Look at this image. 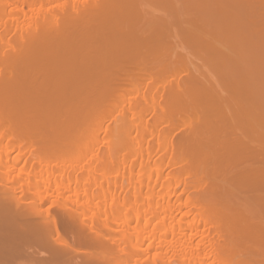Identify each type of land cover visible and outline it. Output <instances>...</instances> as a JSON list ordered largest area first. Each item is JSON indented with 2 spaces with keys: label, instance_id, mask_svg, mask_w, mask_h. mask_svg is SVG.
<instances>
[{
  "label": "bare ground",
  "instance_id": "bare-ground-1",
  "mask_svg": "<svg viewBox=\"0 0 264 264\" xmlns=\"http://www.w3.org/2000/svg\"><path fill=\"white\" fill-rule=\"evenodd\" d=\"M170 54H204L222 85H206L199 71L189 72ZM113 113L130 133L143 131L144 139L164 132V142L156 139V150L172 152L167 165L191 154L203 158L211 150L225 169L239 171L247 185L264 192V0H0V264H205L210 258L215 264H232L219 244L210 241L211 234L221 238L226 232L202 204L187 199L176 209L197 211L207 236L199 221L191 220L184 229L171 226L157 235L147 225L131 227L129 213L145 210L144 220L163 221L175 211L170 191L168 200L163 193L156 199L154 191L146 197L139 190L135 197L115 196L122 184L109 181L107 187L93 178L102 162L98 153L84 166L89 183L74 173L79 170L71 168L74 163L63 165L67 160L62 157L68 159L69 148H77L86 130L92 136L102 131L106 138L118 131L107 125ZM178 121L188 124L182 132ZM148 148L135 156L140 161L147 156L143 162L150 169L141 161L138 183L150 189L154 176L161 179L163 171L162 165L150 166L154 147ZM14 149L35 153L37 159L30 162L18 152L8 159ZM109 149L114 164L116 152ZM53 161L59 166L64 162V174L72 169L66 173L76 174L69 177L72 183L62 187L65 178L52 179ZM29 163L33 167L27 170ZM153 167L160 169L155 173ZM24 176L29 181L20 184ZM130 178L129 185L138 181ZM87 184L100 193L77 196ZM169 185L163 188L170 190ZM60 188L75 190L76 199L66 198ZM59 189L64 196L55 198ZM107 202L111 213L92 212ZM79 204L93 213L88 220L76 208ZM121 217L128 218L126 224L110 230L109 222ZM244 223L253 240L264 241V223L254 217ZM146 238L151 241L144 249ZM206 241L211 242L209 252ZM136 251H145L148 259H133Z\"/></svg>",
  "mask_w": 264,
  "mask_h": 264
},
{
  "label": "rangeland",
  "instance_id": "rangeland-1",
  "mask_svg": "<svg viewBox=\"0 0 264 264\" xmlns=\"http://www.w3.org/2000/svg\"><path fill=\"white\" fill-rule=\"evenodd\" d=\"M47 6L45 5L44 7L46 8ZM171 55H173L175 59L179 58L178 61L182 60L184 62L183 65H185L184 68L188 67L189 72L192 71L193 73H195V70H196V72L198 74V71H199V75H202L204 77V82L206 83V85L215 86L217 88L220 87L219 84L222 85L221 81L218 82L219 79L216 77V75L214 73L215 70L213 69L212 65L210 63H208V60H206L204 54H199L200 56H198V54H170V56ZM205 60H206V62H205ZM178 61L175 60L176 64L178 63ZM181 63H180V65H181ZM185 63H187L189 65H187ZM175 65H173V67ZM177 67H178V65L176 66V68ZM179 69H181V67ZM181 71H183V70H181ZM114 115H116V114L115 113L111 114V116L109 117L110 119H108L109 121H107L108 124H107V122L105 123L108 126L111 125V128H112V126L113 127L115 126L116 127V128L114 127L115 129H117V127H118L119 132L115 129H114L115 132L113 131L115 134L112 132V134L114 135L115 138L112 137L111 142H107V141L108 140L110 141L111 139H108V138L110 136H113V135L108 134L109 136H107L108 138H106L107 133L106 134L104 133V135H103V133L101 131V132H99V136L97 134L96 135L97 137L95 135H93V136H95V137H93L90 134L92 132H89V130H86V128H85L84 130H86V131L85 132L83 131L85 134L83 135L82 142H80V141H79L80 143L77 142V144L79 143V145H77V148H76V145H75V147H73L71 149L69 148V151L70 150L71 151L69 152V155L67 154L68 159H66L67 157L65 159H64V157H62L63 158L62 160H67V162L68 161H70V162H68V163L66 162L65 164H63L64 162L61 163V161H62L61 160L59 162L60 166H62V164L69 166V163H71V162L74 163L75 165L71 168L73 170L74 169L76 170V168L79 169L76 171L74 170L75 171L74 173H76V174L78 173L77 176H80L79 178L83 181L85 179V177L86 178L88 177L87 174L85 173L86 169L84 171V168L87 166V164L89 162H90L89 163L90 165L93 163L92 160L94 158L92 155L98 153L101 156L102 162L96 164L97 165V172H95L93 174V178L94 179L97 178L98 180L100 179L99 181L103 185H107L109 183V181L111 183L114 182L117 185L122 184V186H123V187L121 186L122 188L118 187L117 189L114 190L115 196H119V197L121 196L123 198L124 197L125 198L135 197V196H138L137 192L139 190V192H140L139 194H142L143 196L146 197L148 195L147 193L154 191L153 195H155V197L157 196L156 199H158L159 198L158 194L160 195L161 193H163V196L162 195L161 196L166 197V192L170 191V193H171V194L168 193L169 196L171 197V199L169 201H170L171 205H173L175 207L174 208L175 211L173 210L172 216L170 215V217L167 218L166 217L167 215H166L164 218L165 221L164 220L162 221V220L156 219V218H154V219L152 218V220L151 221L149 220L150 222H148L147 220H144L145 214L143 213V211H145V210H141L140 214H138L137 211H135V212H137L135 214L133 211L134 214L131 213V215H130V213H129V216H131V217L127 216V217H129V225H131V227H136V225L138 223L141 226L147 225V227H148L147 231L154 232L158 235V233L162 234V233L166 232V230H170L171 226H174V227L176 226V230H178L179 226H183L181 228L184 229V227H185L184 225H187L188 220H189V222H191V221L195 222L196 221L195 223H197L199 221L198 222L199 230L202 232L204 231L206 233L207 228H205V222L196 216L197 211L193 210V208L189 209V207L183 208L180 211H178L176 209L181 203L185 202L187 199H191L193 201L198 202L199 204H202V206H205V209L207 208L206 210L212 211L214 213V215L211 216V218H210L211 221L213 220L212 222H215L216 226L218 228H220L221 230H224L226 232V236H224V237L218 238L215 235L211 234V237L209 239L211 242L214 241L216 244H219L220 251L227 254L226 255L227 261L231 262L232 264H264V241L263 240L262 241L261 240H257V241L253 240L252 232L245 229V225H244L245 224L244 222L246 221V217H254L255 219L259 220V222L264 223V192L256 190L255 188L251 187L250 185H247L245 180L242 179V176L240 175L239 171L232 169V168L231 169H225L222 166V164L220 163V161L215 157L214 153L211 150H209V151L205 150V151H207L206 155H207V158H209V159L205 160V158H204V157H206V155L204 154L205 152L203 153V158L199 157V155L198 156L192 155L191 154L192 152H191V153H189L191 155L189 157L186 156L188 158L184 159V161L177 160L176 161L177 164H174L175 162L173 161V163H171L170 165H167L168 161H170V159H171V156H172L171 153L172 152L170 150H168L165 153L164 152L161 153V149H159L160 151L156 150V149L160 148V147H158L159 144L157 141L159 140V142H161V140L163 141L166 138L164 132L160 133V134L164 135L163 139H162V135L159 136L160 134L159 135L157 134L158 135L157 136L155 134L156 138H154L155 137L154 136L153 137L154 139L153 138L151 139V140H153V142L151 143V140H149L151 137L148 138L149 136H146L147 135L146 134L145 136L147 138L146 137H145V139L142 138L144 134H142V137L140 134L143 133V131H141V132L139 131V133H137L138 131L137 132L134 131L133 133L132 132L130 133L129 128L127 129L123 126L124 122L123 123L119 122V117L116 118V116H114ZM101 117H103V116H101ZM111 117H113V118L115 117V119H118V121L115 122V119L111 120ZM96 118L98 119V121L96 120L97 122H99L101 120V119L99 120L100 115L96 116ZM120 120H121V118H120ZM116 123H119V124L117 125ZM121 123H122V126L124 128H122ZM178 123H180V122L178 121ZM183 123H185V122L178 124V125L182 126V127L179 126V129L181 130L180 132H182L184 128L188 127V124H186V123L183 124ZM124 124H126V123H124ZM86 127H88V126H86ZM119 128H121V129H119ZM179 129H178V131H179ZM110 130L112 131V129H110ZM178 131H176V132H178ZM126 134H127V136H126ZM133 134H135L136 138H134ZM183 134L184 133H181V135H183ZM129 135L132 137H130ZM139 135H140V137L138 138L139 139L138 140L137 137ZM104 136H105V138H103ZM157 137L160 139H158ZM141 138L144 140V144H143V141ZM81 139H82V137H81ZM105 139H107V140H105ZM156 139H158V140H156ZM146 140L147 141L149 140V142L147 143ZM104 142H106V143H104ZM110 143H112V144H110ZM145 143H146V145H145ZM147 144L150 146V148L151 147L155 148V149L151 148L152 150L150 149L151 152L154 151L152 158L149 159V162L151 161L150 166L151 167L154 165L156 166L157 164L162 165L160 167L163 171V174H162L163 176L161 175L162 178L159 180L157 178H155V176H156L155 173L157 172V169H160V167L159 168L157 167L156 170H155L156 167L155 168L153 167L152 169L154 170V172L156 171L155 173L153 172L155 175L153 179L154 180L157 179L158 184H156V186H155V184H153L154 183V180H153V183L151 182V184H150L152 187L149 186L150 189H148V187H146V185H145V182H143L144 184H141V186L142 185H145V186L141 189L140 188L141 186L138 183L139 182L138 177H139V175H141V170H142L140 163L142 161V163L144 164L143 161H146L148 159L146 158L147 156H145V158L140 161L139 160L140 158L138 157L139 158L138 159L137 156H135V155L137 152L142 154V152H140V151H144V150L146 151V148L149 150V148H148L149 146ZM185 146H187V145H185ZM108 147L113 148V150L116 152L115 153L116 157L115 156L113 157L115 159L114 164H111V161L108 157V155H109L108 153L111 152V151L108 152V150H110ZM155 150H156V153H155ZM186 150H187V152L191 151L190 147H188V149H186ZM63 151L66 152V149ZM63 151H59V153L63 152ZM16 152L23 154V158L24 159L28 158L30 162L33 159L34 160L37 159V156H36L37 154L27 152V151H23L21 149H14L11 152H8L7 158L9 159ZM157 152H159V153L157 154ZM178 152H176L177 153L176 155H178L180 153V152L179 153ZM59 153L57 155H59ZM201 154H202V152H201ZM176 155L174 157V160L178 159V157H176ZM55 156H56V154H55ZM186 157H184V158H186ZM90 159H91V161H90ZM74 160L79 165H77L74 162ZM55 162L56 161H53L54 169H55L54 170L55 175L52 179L53 180L55 179V181L57 180V182H58V179L60 180L61 176H62V178H65L63 182H61L62 180L60 181V183H62V187L64 186L63 184L66 185V183L68 184L69 181L72 183L73 180L70 179L69 177H73V179H74V176L76 174L75 175L73 174L71 176H68V174H66V173L72 171V169H70V167L66 168V170L64 169V171L66 172L65 174L68 176V178H67L63 172V168L60 167L59 164H56ZM180 162H182V163H180ZM254 162L255 161H253L252 163H254ZM72 163L70 166L73 165ZM21 164H22L21 162L18 163V167L21 166ZM32 164L33 163H31V164L29 163V165H27L26 169L27 170L29 168L31 169V167H33V166H31ZM89 164H88V166H89ZM145 164H144V166H147L146 162H145ZM255 165L256 164L254 163L253 166H255ZM58 166L60 168V172H62L61 174H59L60 172L58 173L59 170L57 171ZM66 166H64V167H66ZM80 167L82 168V170L80 169ZM145 169H147L149 171L150 168H148V166H147V167H145ZM145 171H143V172H145ZM105 172L107 173V175L104 174ZM72 173H73V171H72ZM63 175H65V176L63 177ZM131 176H132V178L138 179V181L133 179V181L135 180L134 182H132L133 186L131 184L129 185V182H128L131 179L130 178ZM179 177H182L181 178L182 183L178 186H176V185L173 186L172 183H174L175 178H179ZM21 179H22V182H19L20 184L21 183L24 184L23 182L26 183L27 181H29V177H28V179H26L24 176V180H26V181H24L23 178H21ZM88 179L91 180V177H88ZM88 179H86V180H88ZM86 180H84V181H86ZM18 181H20V180H18ZM32 181H33V179H32ZM84 181L82 182L83 184H85ZM141 181H142V179H141ZM86 182L89 183L90 181L89 182L86 181ZM106 182H108V183L106 184ZM155 183H156V181H155ZM170 183L173 187H171L169 185ZM161 184H163V185L165 184L166 186L169 185L171 187V189L170 190L167 189V191H166L165 190L166 186L165 187L163 186L165 188L164 189L163 187H161L162 186ZM138 186H140V187L138 188ZM153 186H155V188ZM107 187H108V185H107ZM60 189L58 190V192H56V193L54 192V195L56 194L55 196L54 195H52V196H54L55 198L56 197L58 198V196L63 191L62 189H61L62 191ZM59 191H61V192L59 193ZM73 191H75V190H73ZM73 191H71V192L70 191H68V192L63 191V192L64 193L67 192L65 194V197L67 196L66 198H68L70 196L74 199L76 197V194H75L76 192L74 193ZM48 192H49V194L50 193L52 194V191L48 190ZM93 192L96 195H98L100 193L99 189H96V188L91 189L90 184H89V188H88V184H87V187H84L82 185L80 187V189L77 191V196H78V194L83 195L82 193H86V194L89 193L90 194ZM168 194H167V196H168ZM63 196H64V194L62 196L60 195L59 198H61ZM161 196H160V198H161ZM54 197H52L51 199L53 200ZM145 197H142V198H145ZM30 198H32V197H30ZM26 199L28 200V198H26ZM27 200H25L26 203H31V200H29V201H27ZM69 200H70V198H69ZM158 200H160V199H158ZM165 200H168L167 197L165 198ZM165 202H168V201H165ZM46 205L49 206V203L47 202V204H45V206L43 208L46 209ZM79 205L76 206V208L78 209V211L85 213L86 216L84 215V219H85V217L87 219V216L89 217L90 215L91 216L93 215V213L91 214L90 210L87 211L83 208V206H81V205L79 206ZM99 205L100 206H97V207H95L94 210H92V212H94V214H96V216H98L99 214L103 215L104 212L108 213V214L111 213V211H112L111 210L112 209L111 202L99 203ZM74 207L75 206H73L72 209H76ZM99 210L101 211V213H99ZM190 210H191V212H190ZM52 211H55V209L52 208ZM121 219H122V217L119 219L117 218V219H114L113 221H110L109 225H108L110 230H117V229L120 230L126 224L124 222H126L128 220V218L125 219L126 221L125 220L123 221L124 218L122 220ZM211 221H209V222H211ZM162 222H164L166 226H164ZM148 223H149V226H148ZM106 229L104 228V230H101V231H103L102 232L103 234H104V231H106ZM100 232H98L99 235H100ZM107 232H105V233L107 234ZM195 233H197V232H194L193 234H195ZM103 234H102V236L105 235V234L104 235ZM108 234H109V232H108ZM150 234H152V233H150ZM202 234H204V233H202ZM202 234L199 233L198 236H200V237L202 236V238H205ZM207 234L208 233H206V236H207ZM213 234H214V232H213ZM168 235H171V233ZM168 237L170 238V236H168ZM189 237H190V235H189ZM200 237L194 238L195 241L198 240ZM172 238L173 237L171 236L170 240ZM185 239H187V238H185ZM147 240H148L147 238L144 239V243H145L144 249H146L147 245L151 241V240H149V242H148ZM183 241H185V240H183ZM207 242L208 241H206L207 245L205 244V246H208L207 251L209 252V250H210L209 244H211V242L210 243H207ZM124 247L119 248V252H121V250ZM116 252L118 254V251L115 249V253ZM133 253L134 254L130 255L133 259H136V257L140 260L141 259H143V260L148 259V256L145 255V251L144 252L136 251ZM205 262L207 264H215V263H213L212 258H210L209 260H206Z\"/></svg>",
  "mask_w": 264,
  "mask_h": 264
}]
</instances>
